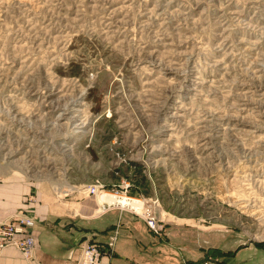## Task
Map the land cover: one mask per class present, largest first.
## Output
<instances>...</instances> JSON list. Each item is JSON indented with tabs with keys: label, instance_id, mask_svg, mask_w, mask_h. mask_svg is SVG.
Here are the masks:
<instances>
[{
	"label": "rangeland",
	"instance_id": "obj_1",
	"mask_svg": "<svg viewBox=\"0 0 264 264\" xmlns=\"http://www.w3.org/2000/svg\"><path fill=\"white\" fill-rule=\"evenodd\" d=\"M18 172L84 199L130 180L145 207L97 242L106 264L264 262V0H0V176Z\"/></svg>",
	"mask_w": 264,
	"mask_h": 264
},
{
	"label": "crops",
	"instance_id": "obj_2",
	"mask_svg": "<svg viewBox=\"0 0 264 264\" xmlns=\"http://www.w3.org/2000/svg\"><path fill=\"white\" fill-rule=\"evenodd\" d=\"M98 208L97 198L92 194L85 199L78 192L61 197L42 180L20 172L0 176V221L12 219L21 211L35 218L32 231L36 244L32 255L37 264H76L86 241L108 245L113 234L126 230L127 221L135 218L121 209L98 214ZM103 260L106 264L107 254ZM0 264H31V261L13 245L2 249Z\"/></svg>",
	"mask_w": 264,
	"mask_h": 264
},
{
	"label": "built area",
	"instance_id": "obj_3",
	"mask_svg": "<svg viewBox=\"0 0 264 264\" xmlns=\"http://www.w3.org/2000/svg\"><path fill=\"white\" fill-rule=\"evenodd\" d=\"M131 187L130 180L123 179L119 183V191L115 192L117 195H125L127 196V190ZM104 183L97 180L95 183L89 184L87 188V192L90 194H94L97 196H101L104 193ZM111 192V191H104ZM114 193V192H113ZM129 197V196H128ZM104 208L115 209L118 207L113 206V204H109L107 202H103L99 204ZM145 207V206H144ZM143 207V209H144ZM123 210V207L121 208ZM142 209V208H141ZM142 217L144 221H146L147 226L150 230L157 231L160 227V222L158 221L156 215L153 213L151 209H145L142 213ZM35 226V218L24 211L19 212L15 217L9 220L0 221V252L6 246H17L21 251L22 255L26 257V259L31 261V264H37L33 262V249L36 244V240L33 235V227ZM107 253V252H105ZM102 248L98 245L96 241L88 240L86 241L81 248L80 256L76 262V264H105L104 263V255ZM108 254V253H107ZM194 264H223L221 258L218 255H208L204 256L198 262Z\"/></svg>",
	"mask_w": 264,
	"mask_h": 264
},
{
	"label": "bare ground",
	"instance_id": "obj_4",
	"mask_svg": "<svg viewBox=\"0 0 264 264\" xmlns=\"http://www.w3.org/2000/svg\"><path fill=\"white\" fill-rule=\"evenodd\" d=\"M98 199H99L98 203L99 202L102 203V202L105 201V202H107L109 204H115V205L118 204V205H120L122 207H127L128 206V207H131V208H134V209L137 208L139 210L144 207V201L141 198L128 197V196H125V195H117V194H115L113 192H104V194L99 196ZM115 209H117V208H115ZM107 210H112V208L111 209L104 208V211H107Z\"/></svg>",
	"mask_w": 264,
	"mask_h": 264
}]
</instances>
